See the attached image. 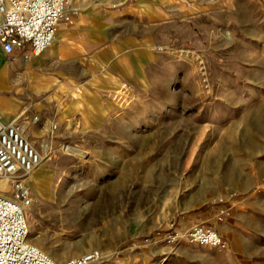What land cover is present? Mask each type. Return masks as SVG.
Segmentation results:
<instances>
[{
	"label": "rangeland",
	"instance_id": "1",
	"mask_svg": "<svg viewBox=\"0 0 264 264\" xmlns=\"http://www.w3.org/2000/svg\"><path fill=\"white\" fill-rule=\"evenodd\" d=\"M70 3L71 22L89 4L128 16L151 53L133 79L79 55L68 78L17 61L5 92L16 107L0 99V120L43 155L27 178L28 240L57 260L98 250L99 264H264V0ZM197 223L226 247L190 241Z\"/></svg>",
	"mask_w": 264,
	"mask_h": 264
},
{
	"label": "built area",
	"instance_id": "2",
	"mask_svg": "<svg viewBox=\"0 0 264 264\" xmlns=\"http://www.w3.org/2000/svg\"><path fill=\"white\" fill-rule=\"evenodd\" d=\"M76 13L70 0H0L2 52L18 54L28 63L51 45L58 24L70 23ZM42 159L17 120H0V264H99L102 255L98 250L57 260L28 240L25 213L31 197L27 178ZM187 236L199 244L226 247L214 228L201 223L194 224Z\"/></svg>",
	"mask_w": 264,
	"mask_h": 264
},
{
	"label": "crops",
	"instance_id": "3",
	"mask_svg": "<svg viewBox=\"0 0 264 264\" xmlns=\"http://www.w3.org/2000/svg\"><path fill=\"white\" fill-rule=\"evenodd\" d=\"M149 10V18L152 22L161 17V10L155 6L145 5ZM125 8H122L124 11ZM165 12H163L164 14ZM131 23V25H129ZM56 33L58 38L51 44L40 57L35 56L34 64L49 63L58 64L59 69L54 73L53 78H68L71 74L67 73L65 67L69 61H75L73 56H81L95 69L104 68L106 70L126 69L131 72V79L138 77V67L140 64V54L150 55L144 47L149 41L150 36L140 34L138 25L128 16L119 15L116 11L105 9L102 11L95 5L85 6L80 14L74 17L71 24L60 22ZM71 57V58H70ZM22 61L16 54L9 56L2 52L0 47V99L6 105L7 111L15 110L16 103L7 97L5 92L12 89L14 74L20 73L17 61ZM134 71L136 73H134ZM34 75L33 83L36 85L38 73L31 71ZM119 78L112 75L109 80L111 86L119 84ZM104 83L97 82L98 86ZM85 102L84 98L78 99ZM7 104L9 107L7 108ZM4 116H7L5 114ZM7 121V118L6 120ZM216 226V224L214 225Z\"/></svg>",
	"mask_w": 264,
	"mask_h": 264
},
{
	"label": "bare ground",
	"instance_id": "4",
	"mask_svg": "<svg viewBox=\"0 0 264 264\" xmlns=\"http://www.w3.org/2000/svg\"><path fill=\"white\" fill-rule=\"evenodd\" d=\"M24 132L26 133L25 128H24ZM69 149L72 150V151H74L75 153H78V154L84 153L83 150H81V149H79L77 147H70Z\"/></svg>",
	"mask_w": 264,
	"mask_h": 264
}]
</instances>
